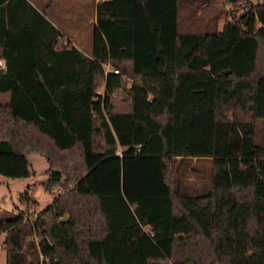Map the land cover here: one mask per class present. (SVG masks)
<instances>
[{
  "label": "trees",
  "instance_id": "obj_1",
  "mask_svg": "<svg viewBox=\"0 0 264 264\" xmlns=\"http://www.w3.org/2000/svg\"><path fill=\"white\" fill-rule=\"evenodd\" d=\"M216 1L101 0L86 56L0 0V176L29 177L30 151L60 189L0 219L5 264H264V0L192 31Z\"/></svg>",
  "mask_w": 264,
  "mask_h": 264
},
{
  "label": "rangeland",
  "instance_id": "obj_2",
  "mask_svg": "<svg viewBox=\"0 0 264 264\" xmlns=\"http://www.w3.org/2000/svg\"><path fill=\"white\" fill-rule=\"evenodd\" d=\"M36 8L42 10L48 0H31ZM254 3V1H253ZM97 1L95 0H54L52 9L48 11L49 19L57 26L65 35H72V43L84 54L89 55L92 51V36L94 30V19ZM211 9L207 11H195L192 16L191 30L201 32L206 21L213 16L218 15L220 21L229 18V14L236 6L231 7L222 0L213 3ZM240 12V10H237ZM184 16H186L184 14ZM220 22V24H221ZM104 71H111L106 65ZM142 84V83H141ZM145 86V85H144ZM3 103V102H1ZM259 129L264 134V123H260ZM28 165L32 174L27 178L8 179L0 176V219H6L19 212H26L30 216H34L43 211L52 201L53 194L60 189L55 188L53 194L45 190L46 170L48 164L44 157L32 153L25 152ZM189 167L196 169L198 174L187 172L186 183L189 191L193 193H201L209 187V160H192L188 163ZM35 202L36 204H33ZM5 234L0 235V264H5V251L2 249V242ZM35 242L37 237L33 238Z\"/></svg>",
  "mask_w": 264,
  "mask_h": 264
},
{
  "label": "crops",
  "instance_id": "obj_3",
  "mask_svg": "<svg viewBox=\"0 0 264 264\" xmlns=\"http://www.w3.org/2000/svg\"><path fill=\"white\" fill-rule=\"evenodd\" d=\"M31 1V0H30ZM49 1V0H48ZM95 1H97V3L99 2V1H101V0H95ZM32 3V2H31ZM33 4V3H32ZM34 5V4H33ZM53 5H54V0H53V4H52V6L50 7V8H48V2H47V4L44 6V8L42 9V10H40V9H38L41 13H43L44 12V14H45V16H46V18H47V20L53 25V26H55V24H53V22L49 19V17H48V11L50 10V9H52V7H53ZM35 6V5H34ZM96 6H97V4H96ZM96 6H95V9H96ZM93 23H94V26H95V23H96V13H95V19H94V21H93ZM58 30H59V32H60V34H61V36L63 37V42L65 43V42H70L73 46H75L76 47V49L77 50H79L78 48H77V46L75 45V44H73L72 43V40H73V36L72 35H65L57 26H55ZM80 51V50H79ZM81 52V51H80ZM92 52V51H91ZM82 53V52H81ZM82 54H84V53H82ZM0 55H1V49H0ZM84 55H86V54H84ZM90 55V54H89ZM89 55H86V56H89ZM3 69H5V61H4V59L3 58H1V56H0V70H3ZM110 71H107V73H109ZM9 99V94H7V93H5V94H0V103L1 102H3V103H5L7 100ZM52 202V201H51Z\"/></svg>",
  "mask_w": 264,
  "mask_h": 264
},
{
  "label": "built area",
  "instance_id": "obj_4",
  "mask_svg": "<svg viewBox=\"0 0 264 264\" xmlns=\"http://www.w3.org/2000/svg\"><path fill=\"white\" fill-rule=\"evenodd\" d=\"M111 72V71H110ZM105 73H107V72H105ZM114 73H117V71H115ZM131 82L132 81H129V84H131ZM103 90V89H102ZM97 94H100V95H102V91H97ZM38 242V241H37Z\"/></svg>",
  "mask_w": 264,
  "mask_h": 264
},
{
  "label": "water",
  "instance_id": "obj_5",
  "mask_svg": "<svg viewBox=\"0 0 264 264\" xmlns=\"http://www.w3.org/2000/svg\"><path fill=\"white\" fill-rule=\"evenodd\" d=\"M228 72H225V74H227ZM66 219V217L63 218V221Z\"/></svg>",
  "mask_w": 264,
  "mask_h": 264
}]
</instances>
